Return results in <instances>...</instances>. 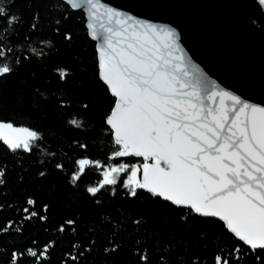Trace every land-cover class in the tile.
<instances>
[{
	"label": "snow or ice",
	"instance_id": "obj_1",
	"mask_svg": "<svg viewBox=\"0 0 264 264\" xmlns=\"http://www.w3.org/2000/svg\"><path fill=\"white\" fill-rule=\"evenodd\" d=\"M15 3L0 0V85L59 53L57 38L73 50L78 32L66 22L74 19L94 54L91 65L57 66L56 89L21 79L15 108L0 88V212L20 217L0 224V237H9L0 264H52L65 237L72 242L60 264H82L98 236L103 264L126 247L134 264H264V74L234 73L231 82L210 75L179 24L148 14L155 3L31 0L27 27ZM77 71L79 90L65 88ZM84 78L95 90L85 91ZM33 168L32 178L82 192L96 216L53 223L50 200L16 196L9 173L19 169L23 184ZM137 201L146 207L129 206ZM35 222L47 225L43 242L25 235Z\"/></svg>",
	"mask_w": 264,
	"mask_h": 264
},
{
	"label": "water",
	"instance_id": "obj_2",
	"mask_svg": "<svg viewBox=\"0 0 264 264\" xmlns=\"http://www.w3.org/2000/svg\"><path fill=\"white\" fill-rule=\"evenodd\" d=\"M124 5L151 2L161 7L149 15L163 16L182 27V42L209 74L229 79L242 73L264 74V5L259 0H115ZM144 10V9H141ZM174 26H176L174 24ZM231 82V79H229Z\"/></svg>",
	"mask_w": 264,
	"mask_h": 264
},
{
	"label": "trees",
	"instance_id": "obj_3",
	"mask_svg": "<svg viewBox=\"0 0 264 264\" xmlns=\"http://www.w3.org/2000/svg\"><path fill=\"white\" fill-rule=\"evenodd\" d=\"M31 0H16V3L13 7H16L24 15L25 24L24 27H27V21L29 20L27 4ZM67 26L74 28L78 32L77 39L74 43V49L68 50L66 46L60 42L57 38L54 43L60 48V52L47 60L44 64H34L33 66L25 69L19 77L13 78L4 85H0V88L3 89V99L6 106L9 109L17 107L18 97L21 95L22 85L19 83L21 79H28L29 84L38 85L41 91L53 90L56 89L59 85V74L55 72L57 66H67L69 69L75 70L82 62H86L91 65L94 54V45L90 41H86L83 35V30L81 26L74 20L66 22ZM31 71L36 72V79L32 81L28 77V73ZM81 79V74L79 71L76 72L74 77L69 78V83L64 85L65 88L69 90H79V80ZM51 81V83H49ZM85 82V91L95 90L92 87L93 82L90 78H84ZM49 103L54 104L55 101H50ZM98 103L101 105V111L104 107H107V100L101 98ZM26 107V104L21 105ZM53 113H50V119L53 118ZM92 133L90 135H94ZM4 155L3 150L0 149V156ZM9 166H12V158L8 157ZM19 169H14L9 173L8 184L9 188L15 186V195L20 196L25 190L29 193L34 194L35 196L41 198L45 201L52 202V209L49 213L50 216L54 217L53 223H58L60 217H70L74 213L82 212L87 219L88 217H95L96 212L93 207L89 204L88 201L84 199L83 193L77 194L74 190L68 188L63 181L57 182L54 177H49L46 180H40L38 178H32L35 172V168L31 172L25 173V181L23 184L17 183V175ZM55 185V186H54ZM9 201H12V198H9ZM121 203V201H117ZM132 208L140 209L145 208L146 205L141 204L140 201L135 202L134 204L129 205ZM15 218L17 221L20 219L19 216L14 217V212L5 208L3 212H0V224H3L6 219ZM86 222V221H85ZM83 223L81 224V234L83 235ZM99 223V220H97ZM41 227H47V225H41L39 222H35L28 225L25 235L30 231L34 237H39L40 241L43 242L45 239L46 233L40 231ZM215 235V231L212 232ZM9 239V237H0V242ZM72 242L70 237H65L63 241L58 244L56 250L52 253V264H60V256L63 251L66 250L67 244ZM106 246V241L102 236L97 237L96 251L93 252L91 256L88 257L86 262L82 264H103L105 256L102 252L103 247ZM130 247V246H129ZM108 264H134V258L129 254V249L126 247L122 249L119 253L113 254V256L108 257Z\"/></svg>",
	"mask_w": 264,
	"mask_h": 264
}]
</instances>
